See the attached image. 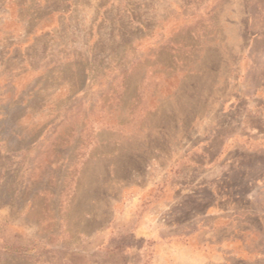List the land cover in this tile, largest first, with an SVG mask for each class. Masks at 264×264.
<instances>
[{"label": "rangeland", "instance_id": "1", "mask_svg": "<svg viewBox=\"0 0 264 264\" xmlns=\"http://www.w3.org/2000/svg\"><path fill=\"white\" fill-rule=\"evenodd\" d=\"M259 36L264 0H0V264H264V212L188 193L243 188L212 161Z\"/></svg>", "mask_w": 264, "mask_h": 264}, {"label": "crops", "instance_id": "2", "mask_svg": "<svg viewBox=\"0 0 264 264\" xmlns=\"http://www.w3.org/2000/svg\"><path fill=\"white\" fill-rule=\"evenodd\" d=\"M262 39L259 36L258 40L260 41L255 39L245 45L242 54L244 82L250 83L252 87L243 93L242 108L237 106V98H234L233 106L230 105L226 123L227 134L221 137V148L212 161V171L216 170V165L219 168L223 164H237L242 161L243 188L230 187L226 194L231 198L224 201L223 197H220L225 194L224 191L217 190L216 186L219 177L213 173L208 178L209 180H205L203 175L197 176L193 182L194 186H189V190L187 189L188 193L197 198L196 201H202L203 194L199 189L207 187L211 195L210 204L207 206L209 213L213 215V218L221 216L224 221L223 225L228 227L233 226L236 221L243 226H250L249 223L244 222L246 216L251 217L254 211L264 212V41ZM195 149H198V144ZM239 154H242V159L239 158ZM183 159L184 157L181 158V160ZM203 168L202 164L195 162L196 170H203ZM227 177L231 179L229 172ZM182 188L185 189L187 186L179 188L181 194ZM187 190L185 189V192ZM137 196L141 195L137 194ZM172 202L171 198L166 199L162 206L168 207V204L170 205ZM262 214L264 218V213ZM196 225L198 226V220ZM212 226H214V222ZM261 226H264V223ZM173 238H167L164 241L170 245L173 242H178ZM199 243L203 249L202 238ZM170 247H176V245Z\"/></svg>", "mask_w": 264, "mask_h": 264}]
</instances>
